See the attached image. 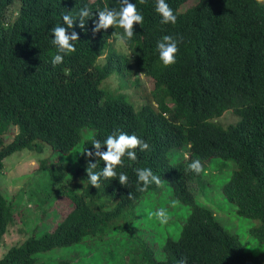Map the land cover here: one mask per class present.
Here are the masks:
<instances>
[{"label": "trees", "instance_id": "16d2710c", "mask_svg": "<svg viewBox=\"0 0 264 264\" xmlns=\"http://www.w3.org/2000/svg\"><path fill=\"white\" fill-rule=\"evenodd\" d=\"M186 1L165 0L177 20L161 24L155 0L143 4L130 0L143 22L134 25L128 52L121 53L112 41L123 29L92 33L93 20H98L95 12L105 7L118 10L119 0H0V171L13 152L42 153L48 145L68 153L82 139L70 163L55 162L51 154L39 161L53 183L50 190H56L61 200L67 196L69 209L51 230H32L11 245L0 264H35L38 252L103 234L115 218L157 187L153 183L139 191L135 168H150L166 179L174 197L190 209L179 237L164 242V258L157 259L145 247L142 256L147 264H178L181 259L186 264H264V253L246 250L212 210L196 201L190 183L200 174L188 169L196 159L234 161L222 195L236 215L258 221L249 233L264 241V2L196 0L182 10ZM85 5L93 11L85 29L78 26V19L67 29L62 14L70 11L76 17ZM56 26L76 32L78 40L72 42L75 52L54 67L57 48L51 43V29ZM164 35L179 41L176 63L168 67L157 51ZM132 70L152 82L140 106L123 93L104 91L108 77ZM228 110L236 120L222 125L218 118ZM12 127L16 132L6 143ZM117 130L136 135L150 150L137 149L135 162L123 157L116 179L101 177L100 187L94 188L85 169L98 158L86 157L84 150L95 151L93 140L103 143ZM174 149L177 157L171 155ZM103 167L99 161L93 171ZM121 172L128 176L125 186L118 181ZM13 218V202L0 191V241Z\"/></svg>", "mask_w": 264, "mask_h": 264}, {"label": "rangeland", "instance_id": "374dc122", "mask_svg": "<svg viewBox=\"0 0 264 264\" xmlns=\"http://www.w3.org/2000/svg\"><path fill=\"white\" fill-rule=\"evenodd\" d=\"M195 1L188 0L180 8L183 10ZM112 44L118 52H128L118 37L113 39ZM103 60L101 57L99 62ZM103 86L105 92L123 93L127 100L140 106L146 94H150L152 82L145 75L132 70L124 74H112ZM235 120L236 116L230 110L218 118L222 125ZM15 132L16 127H12L6 135V143ZM84 136L85 133L82 138ZM81 146L82 139L70 152L58 153L44 145L42 153L21 150L4 159V167L0 171V191L11 198L14 218L0 241V257L11 245L24 240L32 230L39 233L51 230L64 215L63 210L69 209L67 196L64 195L61 200L62 196L56 198V190H50L53 183L39 168V161L51 154L55 162L70 163L78 155ZM171 155L177 157L179 152L174 149ZM201 163L203 171L199 179L190 183L196 201L212 210L215 218L237 236L246 250L253 254L264 253V241L249 233V229L256 226L258 221L236 215L234 206L222 195L221 187L229 178L235 162L210 158ZM161 180L163 183L160 186L145 192L133 207L115 218L103 234L87 236L75 245L38 252L35 254V264H55L59 260H66L70 264H147L142 256L145 247L150 248L157 259L164 258V242L168 238L179 237L190 209L174 197L168 181ZM46 195L51 197L44 203ZM161 208L167 209V223L162 224L154 215H150Z\"/></svg>", "mask_w": 264, "mask_h": 264}, {"label": "clouds", "instance_id": "9594fccd", "mask_svg": "<svg viewBox=\"0 0 264 264\" xmlns=\"http://www.w3.org/2000/svg\"><path fill=\"white\" fill-rule=\"evenodd\" d=\"M262 2L264 0H257V3ZM119 3L120 7L118 10L116 8L105 7L103 10L95 12L98 20H93L94 27L92 28V33L95 35L101 29L107 30L110 27H119L123 29V33L119 36V42L126 45L134 35V25H140L143 22V16L137 11L136 4L131 3L130 0H119ZM140 3H145V0H140ZM155 12L160 15L161 24L176 23L177 17L165 0H155ZM69 13L70 11L62 14V21L67 26V29H72L77 19L79 20L78 26L81 29H85L87 20L92 19L93 16V11L87 5L78 11L76 17H73ZM51 33L54 37L51 43L57 48V54L51 61L55 67L63 62L64 55L75 52L76 49L72 42L78 40V34L74 31L69 34L63 26L52 28ZM180 40H182V37ZM178 43V39L172 35H164L158 41L157 51L159 59L165 67L176 63V54L179 51ZM91 145L95 151L84 150V155L98 159L96 162L90 161L85 171L90 185L94 188L100 187L99 181L101 177L109 180L116 179L118 174L115 169L124 165L123 157L127 156L130 161L135 162L137 161V149L141 152L150 150V145L144 140L136 135H129L118 130L110 134L103 143L99 140H93ZM103 146H106V151H100ZM99 161H103L104 167L101 171L95 172L93 170L96 169ZM129 167H131V164ZM188 169L199 175L203 171V165L199 159H196L188 165ZM134 172L136 173L138 184L142 185L138 189L141 192L146 191L153 183L157 186L163 183L161 178L153 174L150 168H135ZM118 181L122 186L127 185V174L121 172ZM128 198H133L131 193H129ZM150 215H154L162 224L167 223L169 218L167 209L165 208H161ZM178 264H186V261L181 259L178 261Z\"/></svg>", "mask_w": 264, "mask_h": 264}]
</instances>
